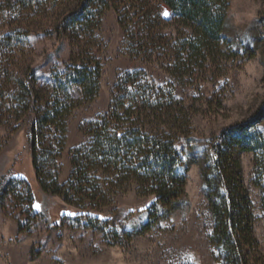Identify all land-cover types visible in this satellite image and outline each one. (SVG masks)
<instances>
[{
  "label": "trees",
  "instance_id": "1",
  "mask_svg": "<svg viewBox=\"0 0 264 264\" xmlns=\"http://www.w3.org/2000/svg\"><path fill=\"white\" fill-rule=\"evenodd\" d=\"M46 1L57 12L53 25L57 38L69 43L64 69L38 85L30 64L18 65L14 56L1 73L6 83H15L12 88L5 85V113L26 125L39 188L69 206L93 211L130 191L154 197L145 220L129 231L117 232L111 219L85 218L107 242L123 245L186 206L187 174L196 164L220 264H264L241 165L243 153L255 154L254 183L264 207V101L252 117L198 145L193 142V106L177 98L168 84H155L144 69L126 72L115 84L106 112L82 126L84 141L70 151L71 171L65 182H59L68 117L95 100L100 90L104 13L115 14L125 55L178 81L224 52L228 0H17L12 5L38 9ZM162 6L173 14L174 36L165 33L171 22L162 16ZM12 37L5 35L7 46H12ZM11 188L5 182L0 194ZM23 192L31 204L28 185Z\"/></svg>",
  "mask_w": 264,
  "mask_h": 264
},
{
  "label": "rangeland",
  "instance_id": "2",
  "mask_svg": "<svg viewBox=\"0 0 264 264\" xmlns=\"http://www.w3.org/2000/svg\"><path fill=\"white\" fill-rule=\"evenodd\" d=\"M16 1L0 0V186L5 182L12 186V192L0 194V264H220L211 243L212 223L196 164L190 166L187 174L186 206L158 227L123 245L107 242L100 232L87 226L85 218L111 219L110 226L117 232L129 231L145 220L154 197H141L130 191L117 196L103 210L93 211L69 206L39 188L26 125L5 113V85L12 88L15 83H6L1 73L16 56L18 65L30 64L41 85L54 71L64 69L70 47L53 30L57 12L48 8L49 1L38 9L23 8L20 3L12 5ZM228 3L224 52L208 58L203 67L178 81L158 67H144L125 55L115 14L111 10L104 13L100 90L95 100L76 108L68 117L65 148L59 160L60 183L67 180L71 171L70 151L84 141L82 126L106 112L113 88L126 72L144 69L155 84H168L177 98L193 106V142L198 145L207 144L222 129L252 117L263 106L264 0ZM161 13L171 22L165 33L174 36L177 26L172 24L173 14L164 6ZM8 34L13 36L12 46L5 42ZM241 165L253 206L254 234L264 262V207L254 183L255 154L243 153ZM25 184L31 191V204L24 196Z\"/></svg>",
  "mask_w": 264,
  "mask_h": 264
}]
</instances>
